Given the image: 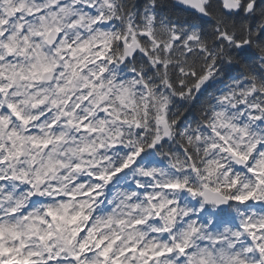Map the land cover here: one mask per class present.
<instances>
[{"label":"snow or ice","instance_id":"snow-or-ice-1","mask_svg":"<svg viewBox=\"0 0 264 264\" xmlns=\"http://www.w3.org/2000/svg\"><path fill=\"white\" fill-rule=\"evenodd\" d=\"M0 264H264V0H0Z\"/></svg>","mask_w":264,"mask_h":264}]
</instances>
